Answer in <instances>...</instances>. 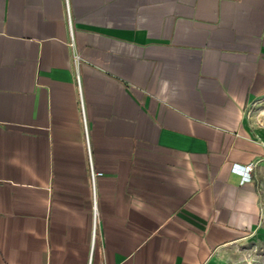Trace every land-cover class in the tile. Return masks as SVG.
Masks as SVG:
<instances>
[{
	"label": "crops",
	"instance_id": "0c3cea01",
	"mask_svg": "<svg viewBox=\"0 0 264 264\" xmlns=\"http://www.w3.org/2000/svg\"><path fill=\"white\" fill-rule=\"evenodd\" d=\"M260 99L264 0H0V264H231Z\"/></svg>",
	"mask_w": 264,
	"mask_h": 264
},
{
	"label": "rangeland",
	"instance_id": "374dc122",
	"mask_svg": "<svg viewBox=\"0 0 264 264\" xmlns=\"http://www.w3.org/2000/svg\"><path fill=\"white\" fill-rule=\"evenodd\" d=\"M264 99H260L249 107L250 120L257 129H264ZM230 254L231 264H264V241H247Z\"/></svg>",
	"mask_w": 264,
	"mask_h": 264
},
{
	"label": "built area",
	"instance_id": "2783aa9c",
	"mask_svg": "<svg viewBox=\"0 0 264 264\" xmlns=\"http://www.w3.org/2000/svg\"><path fill=\"white\" fill-rule=\"evenodd\" d=\"M251 168H252V165H249L248 167H246L244 171H243V169L238 168V167H233L232 169H233V171L238 172V173H240V174L245 173V174L248 175V171H249ZM246 179L248 180L249 177H248V176H247V177L244 176V180H246ZM243 182H244V181H243Z\"/></svg>",
	"mask_w": 264,
	"mask_h": 264
},
{
	"label": "bare ground",
	"instance_id": "6f19581e",
	"mask_svg": "<svg viewBox=\"0 0 264 264\" xmlns=\"http://www.w3.org/2000/svg\"><path fill=\"white\" fill-rule=\"evenodd\" d=\"M261 116L264 117V111L261 112Z\"/></svg>",
	"mask_w": 264,
	"mask_h": 264
}]
</instances>
